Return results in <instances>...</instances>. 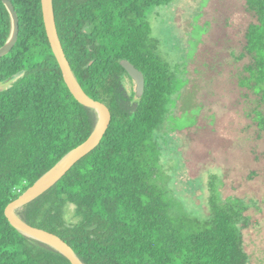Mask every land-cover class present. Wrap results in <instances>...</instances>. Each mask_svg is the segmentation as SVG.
<instances>
[{
  "label": "trees",
  "instance_id": "16d2710c",
  "mask_svg": "<svg viewBox=\"0 0 264 264\" xmlns=\"http://www.w3.org/2000/svg\"><path fill=\"white\" fill-rule=\"evenodd\" d=\"M11 1L20 32L10 54L0 59V82L14 80L0 93V264H72L15 229L6 208L82 146L99 116L75 98L64 80L42 0ZM173 1L52 0L71 72L90 99L109 109L111 122L90 153L17 215L59 237L82 264H251L232 212L214 206L207 220L174 218L153 183L162 154L158 137L177 92L173 75L149 44L146 18L151 8ZM244 9L252 19L240 20L232 47L239 66L230 88L240 111L234 124L239 137L232 140L236 146L251 141V129L264 133V0H245ZM10 32V15L0 0V48ZM122 60L144 74L141 99L127 86L129 79L134 88ZM244 96L247 104L241 108ZM229 110L224 108L218 119ZM69 212L71 218L65 219Z\"/></svg>",
  "mask_w": 264,
  "mask_h": 264
},
{
  "label": "rangeland",
  "instance_id": "374dc122",
  "mask_svg": "<svg viewBox=\"0 0 264 264\" xmlns=\"http://www.w3.org/2000/svg\"><path fill=\"white\" fill-rule=\"evenodd\" d=\"M244 7L245 0H174L147 13L148 43L173 75L177 92L158 137L162 154L153 183L174 218L207 220L214 206L232 212L251 264H264V133L251 129L249 143L233 145L240 111L230 88L239 66L218 50L219 44L231 45L243 17L251 21ZM126 83L135 90L134 81V88ZM224 108L230 110L218 119Z\"/></svg>",
  "mask_w": 264,
  "mask_h": 264
},
{
  "label": "water",
  "instance_id": "95a60500",
  "mask_svg": "<svg viewBox=\"0 0 264 264\" xmlns=\"http://www.w3.org/2000/svg\"><path fill=\"white\" fill-rule=\"evenodd\" d=\"M4 6L6 7L10 19H11V32L10 35L5 42V44L0 48V59L6 57L10 54L14 46L16 45L18 38H19V32H20V21L19 16L15 10V7L11 0H2ZM51 3V15H52V21H53V27H54V34L51 31L50 26V20H49V5L48 0H42V7H43V14H44V20H45V26L47 30V34L54 52V55L60 65V68L62 70L64 80L69 87L70 91L73 93L75 98L84 106L95 110L98 113L99 116V123L94 131V133L90 136V138L78 149L74 150L70 154H68L55 168L62 165L64 162L65 165L60 169L59 173L46 185L42 186L41 188H36L37 185L52 171H50L47 175H45L33 188L28 190L25 194H23L20 198L9 204V206L6 208V216L8 220L10 221L11 225L23 233L24 235L31 237L35 240H38L42 243H45L52 248L58 250L61 252L66 258H68L72 264H79V262L82 264V262L78 259L76 254L73 252L72 248L67 245L65 242H63L59 237L49 234L43 230H40L38 228H34L23 221H21L17 215V212L21 210L24 206L29 204L30 202L34 201L35 199L42 196L44 193H46L48 190H50L52 187H54L83 157H85L88 153H90L101 141L104 134L106 133L110 122H111V113L109 109L102 103L96 102L92 99H90L81 89V93H78L73 86L71 76L70 74L71 69L68 65L67 59L65 57L61 42L59 40L55 22H54V16H53V8H52V0H50ZM121 66L126 70V72L129 74L131 79L135 82L136 88V97L138 99H141L144 95L145 91V77L144 74L137 69L131 62L127 60L121 61ZM73 75V74H72ZM74 77V76H73ZM76 80V79H75ZM77 82V81H76ZM14 83V80L8 79L4 82H0V93L5 92L12 84ZM79 85V84H78ZM81 88V87H80ZM100 112L103 114V118L100 116ZM97 144L92 148L91 146L96 142ZM37 237H43L52 240L57 245H53L47 242H44L40 240Z\"/></svg>",
  "mask_w": 264,
  "mask_h": 264
},
{
  "label": "bare ground",
  "instance_id": "6f19581e",
  "mask_svg": "<svg viewBox=\"0 0 264 264\" xmlns=\"http://www.w3.org/2000/svg\"><path fill=\"white\" fill-rule=\"evenodd\" d=\"M48 5H49V20H50V26H51V31L52 33L54 34V27H53V21H52V15H51V3H50V0H48ZM71 76V80H72V83H73V86L75 87L76 91L78 93H81V88L80 86L78 85V83L76 82L75 78L73 77L72 73L70 74ZM100 116L101 118H103V114L102 112H100ZM98 140L91 146L90 149H92L96 144H97ZM66 162H64L62 165L58 166L57 168H55L50 174H48L38 185L36 188H41L42 186L46 185L48 182H50L60 171V169L65 165ZM39 238L40 240L44 241V242H47V243H50V244H53V245H57L56 243H54L52 240L50 239H47V238H43V237H37ZM79 264H81L79 262Z\"/></svg>",
  "mask_w": 264,
  "mask_h": 264
},
{
  "label": "flooded vegetation",
  "instance_id": "af4514ba",
  "mask_svg": "<svg viewBox=\"0 0 264 264\" xmlns=\"http://www.w3.org/2000/svg\"><path fill=\"white\" fill-rule=\"evenodd\" d=\"M236 44H235V38H234V35L232 36V43H231V45H224V44H219V52L221 53V54H229L231 57H234L233 55V53L232 54H230L229 53V51H228V48L229 47H234V49H236ZM232 52V51H231ZM229 56V57H230ZM251 96V95H250ZM237 103V102H236ZM247 104V101L245 100V96L242 98V101H240V105H241V108H244V106ZM237 105H238V103H237ZM249 123H251V121H249Z\"/></svg>",
  "mask_w": 264,
  "mask_h": 264
},
{
  "label": "clouds",
  "instance_id": "9594fccd",
  "mask_svg": "<svg viewBox=\"0 0 264 264\" xmlns=\"http://www.w3.org/2000/svg\"><path fill=\"white\" fill-rule=\"evenodd\" d=\"M71 218V212H69V215H67L66 217H65V219H70ZM74 222V221H73Z\"/></svg>",
  "mask_w": 264,
  "mask_h": 264
}]
</instances>
